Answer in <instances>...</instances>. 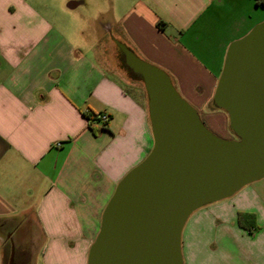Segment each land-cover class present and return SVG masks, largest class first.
Here are the masks:
<instances>
[{"label":"crops","instance_id":"obj_1","mask_svg":"<svg viewBox=\"0 0 264 264\" xmlns=\"http://www.w3.org/2000/svg\"><path fill=\"white\" fill-rule=\"evenodd\" d=\"M263 18L254 0H0V264H86L117 182L150 151L147 102L109 66L115 40L224 126L226 112L207 106L226 48ZM255 181L234 198L257 228L232 213L189 232L184 264H264Z\"/></svg>","mask_w":264,"mask_h":264},{"label":"water","instance_id":"obj_2","mask_svg":"<svg viewBox=\"0 0 264 264\" xmlns=\"http://www.w3.org/2000/svg\"><path fill=\"white\" fill-rule=\"evenodd\" d=\"M115 42L143 82L153 144L117 182L86 264H184L191 212L264 176V19L228 44L212 95L232 139L206 127L166 71Z\"/></svg>","mask_w":264,"mask_h":264},{"label":"rangeland","instance_id":"obj_3","mask_svg":"<svg viewBox=\"0 0 264 264\" xmlns=\"http://www.w3.org/2000/svg\"><path fill=\"white\" fill-rule=\"evenodd\" d=\"M80 8L81 7H78V8H76V10H79ZM106 40H108V37ZM105 53H106L107 59L109 61V66L112 69V71L118 72L119 76L122 78V80L126 81L127 84L131 88H133V90H137L139 92L140 97L143 100H145V102H147V95H146V91H145L142 80L134 78L133 75H131L130 71L125 67L124 62H123V55L120 53L119 49L117 47H114L113 52L112 51L110 52L109 50H105ZM172 82H173L174 86L176 87L177 91L179 92L175 82L174 81H172ZM179 94H180V92H179ZM182 97L187 102H189L184 96H182ZM207 108L208 109L210 108V109H213V110H216L219 112L220 111L223 112L221 109L215 107V104L213 103L212 100L211 101L209 100ZM198 113H199L200 118L202 119V121L206 125V127H208L213 133H215L216 135H218L222 138H227V139H229L230 136H232V134H231L232 131L230 130L228 124H226V125L224 124V126H223V122H222L219 115L213 116V124L214 125L211 126V125L206 123V121L203 119V117L201 116L199 111H198ZM259 180H260L259 182H261V184L264 185V177L260 178ZM254 182H257V181L254 180ZM250 184H251V182H250ZM253 184H255V183H253ZM245 186H247V184L242 186L240 189H242ZM240 189L237 190L234 194H232L229 197L223 198L221 200H218V201H215L212 203H208L206 205H203V206L195 209L193 212H191V214L186 219L184 226L182 228L181 243H182V240L184 239V235H187L189 232L196 234L200 231H203V233H205V235H208V233L210 234L211 232L216 231L215 227L217 228V230L223 228L224 222L228 221L227 217H229V215L232 213L237 214L238 211H246V212L254 213L252 210H239V208H236L235 204L237 203V201L235 200L234 196L237 194V192L240 191ZM217 203L220 204L218 207L219 210H217L216 207H213V205L217 204ZM242 204L247 205V203H242ZM211 220H212V223H211ZM212 224H213V226H212ZM197 229H199V230H197ZM182 256H183V248H182ZM38 258H39V256H38ZM183 263H184V259H183ZM38 264H39V260H38Z\"/></svg>","mask_w":264,"mask_h":264},{"label":"trees","instance_id":"obj_4","mask_svg":"<svg viewBox=\"0 0 264 264\" xmlns=\"http://www.w3.org/2000/svg\"><path fill=\"white\" fill-rule=\"evenodd\" d=\"M254 4L264 7V0H254ZM162 25H163V22L157 23L158 27H161ZM120 53L122 54L121 51H120ZM124 65L127 68L126 64H124ZM129 71H130L131 75H133L134 78L141 80V78L138 75L132 73L131 70H129ZM237 223L241 228L245 229L248 232H252L253 230H255L257 228V225L255 223V215L252 212L238 211L237 212Z\"/></svg>","mask_w":264,"mask_h":264},{"label":"flooded vegetation","instance_id":"obj_5","mask_svg":"<svg viewBox=\"0 0 264 264\" xmlns=\"http://www.w3.org/2000/svg\"><path fill=\"white\" fill-rule=\"evenodd\" d=\"M123 54V53H122ZM123 62H124V64H126L125 63V56H124V54H123ZM127 68H128V66H127ZM129 69V68H128ZM130 70V69H129ZM232 134V136H230V138L229 139H232V138H237V136L232 132L231 133Z\"/></svg>","mask_w":264,"mask_h":264},{"label":"built area","instance_id":"obj_6","mask_svg":"<svg viewBox=\"0 0 264 264\" xmlns=\"http://www.w3.org/2000/svg\"><path fill=\"white\" fill-rule=\"evenodd\" d=\"M99 118L101 120H106L107 119V115L105 113H101V114H99Z\"/></svg>","mask_w":264,"mask_h":264}]
</instances>
